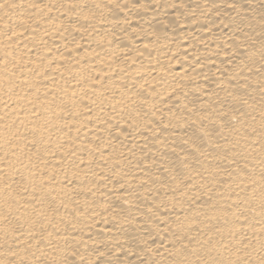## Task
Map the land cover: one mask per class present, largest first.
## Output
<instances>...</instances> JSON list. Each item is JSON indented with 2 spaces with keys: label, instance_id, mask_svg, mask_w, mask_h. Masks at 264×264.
Returning a JSON list of instances; mask_svg holds the SVG:
<instances>
[{
  "label": "bare ground",
  "instance_id": "6f19581e",
  "mask_svg": "<svg viewBox=\"0 0 264 264\" xmlns=\"http://www.w3.org/2000/svg\"><path fill=\"white\" fill-rule=\"evenodd\" d=\"M0 264H264V0H0Z\"/></svg>",
  "mask_w": 264,
  "mask_h": 264
}]
</instances>
